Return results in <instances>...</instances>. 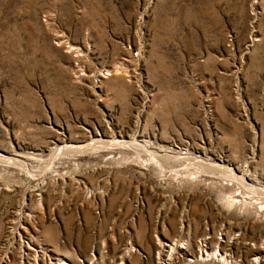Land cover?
<instances>
[{
    "label": "rangeland",
    "instance_id": "obj_1",
    "mask_svg": "<svg viewBox=\"0 0 264 264\" xmlns=\"http://www.w3.org/2000/svg\"><path fill=\"white\" fill-rule=\"evenodd\" d=\"M217 166L264 189V0H0V264H264Z\"/></svg>",
    "mask_w": 264,
    "mask_h": 264
},
{
    "label": "bare ground",
    "instance_id": "obj_2",
    "mask_svg": "<svg viewBox=\"0 0 264 264\" xmlns=\"http://www.w3.org/2000/svg\"><path fill=\"white\" fill-rule=\"evenodd\" d=\"M257 39V38H256ZM110 142V141H109ZM118 142V141H117ZM133 141H127V143L129 144V143H132ZM125 143V142H124ZM113 144H115V143H113ZM68 146V145H67ZM66 146V147H67ZM81 148V147H80ZM3 156V155H2ZM7 158H10L9 156H7ZM13 158V157H12ZM14 160V159H13ZM14 162V161H13ZM20 162H22V161H19V163ZM21 164V163H20ZM204 164V163H203ZM222 164V163H221ZM214 165V164H213ZM212 167H216V166H212ZM218 167V166H217ZM227 167V166H226ZM233 168V167H232ZM232 168H224V167H218L217 168V170L218 171H221V172H225V174L227 173V174H230V177L231 176H233L234 178L236 177L237 179L236 180H240L241 182H242V184H245L247 187H251V189L253 188V190L255 189L257 192H260L261 194H264V189L263 188H260V187H258L257 185H252L251 186V184H247V183H245V177H246V175L247 174H244V173H241L239 176L236 174V172L232 169ZM216 169V168H215ZM229 177V176H228ZM241 184V183H240ZM245 186V187H246ZM231 201H232V199H231ZM235 201V200H234ZM232 203V202H231ZM21 214V213H20ZM29 215V214H28ZM20 217H19V219H18V223H19V225H21L22 226V228L23 227H26V225H24V224H26V219H28V217H25V216H21V215H19ZM30 218V217H29ZM15 221V220H14ZM14 223V222H13ZM15 226V227H17V228H19L20 226ZM26 228H28V227H26ZM11 230V229H10ZM13 230V229H12ZM18 231V230H17ZM11 232V231H10ZM13 234H12V238H14L16 235H14V232H12ZM17 233H19V232H17ZM22 236V235H21ZM21 236H20V241H21V243L19 244V251H20V253H19V255H20V257L22 258V259H25L26 261H29V259H30V255H32V254H37V251H40L41 249H39V250H37V248H39V247H41V246H37L36 244H34V243H31L34 239L33 238H27L26 240H24L23 238H21ZM15 239V238H14ZM33 239V240H32ZM169 246V244H162V246H161V248H160V250H159V252H158V254L159 255H164V247L165 246ZM170 247H171V249L173 250L174 248H175V243L173 242V243H170ZM42 248V247H41ZM33 250H34V252H33ZM6 251L4 250V253H5ZM45 252V253H44ZM43 252V258H45V256H46V259L48 258V261H50V263L51 264H70L67 260H66V256H64V255H62V254H60V255H55L54 256V253L51 251V249H49V250H45ZM129 252V250L127 251V253ZM202 252V256H204V253H206V255H208V256H211V258L214 256L218 261H220V262H228L229 261V258H227V254H222L221 252H219V251H213V252H211V253H208L207 251H205V252H203V251H201ZM172 254V253H171ZM171 254L169 255V256H171ZM45 255V256H44ZM125 255V254H124ZM201 256V255H200ZM172 257V256H171ZM35 259H36V257H35ZM52 259H54V262H51L52 261ZM170 259V258H169ZM45 260V259H44ZM167 261V260H166ZM230 262L231 263H234V264H238V263H236V260H234V259H230ZM95 262H94V260H91L90 262H89V264H94ZM123 264V263H122ZM165 264H171L170 262L168 263V262H166Z\"/></svg>",
    "mask_w": 264,
    "mask_h": 264
},
{
    "label": "built area",
    "instance_id": "obj_3",
    "mask_svg": "<svg viewBox=\"0 0 264 264\" xmlns=\"http://www.w3.org/2000/svg\"><path fill=\"white\" fill-rule=\"evenodd\" d=\"M8 239H11V238H9V236L8 235H6V238H5V242H7L8 241ZM13 240V239H12ZM8 243V242H7ZM6 243V244H7ZM3 247H4V245H2Z\"/></svg>",
    "mask_w": 264,
    "mask_h": 264
}]
</instances>
